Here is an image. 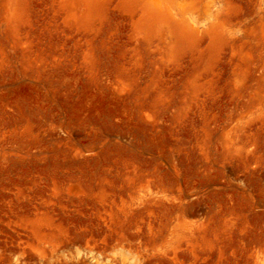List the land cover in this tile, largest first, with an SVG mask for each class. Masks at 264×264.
<instances>
[{
  "label": "rangeland",
  "instance_id": "rangeland-1",
  "mask_svg": "<svg viewBox=\"0 0 264 264\" xmlns=\"http://www.w3.org/2000/svg\"><path fill=\"white\" fill-rule=\"evenodd\" d=\"M0 264H264V0H0Z\"/></svg>",
  "mask_w": 264,
  "mask_h": 264
}]
</instances>
